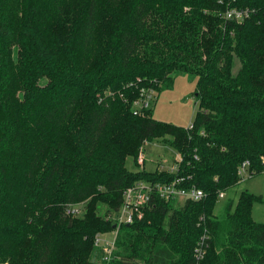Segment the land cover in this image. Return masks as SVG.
Returning a JSON list of instances; mask_svg holds the SVG:
<instances>
[{
  "label": "trees",
  "instance_id": "1",
  "mask_svg": "<svg viewBox=\"0 0 264 264\" xmlns=\"http://www.w3.org/2000/svg\"><path fill=\"white\" fill-rule=\"evenodd\" d=\"M232 6L252 11L226 20ZM180 73L197 78L190 129L134 112ZM160 138L178 171L126 167ZM245 160L264 172V0H0V264H264L262 194L215 216ZM189 175L203 198L156 197L103 258L125 189ZM81 201L83 216L65 213Z\"/></svg>",
  "mask_w": 264,
  "mask_h": 264
},
{
  "label": "rangeland",
  "instance_id": "2",
  "mask_svg": "<svg viewBox=\"0 0 264 264\" xmlns=\"http://www.w3.org/2000/svg\"><path fill=\"white\" fill-rule=\"evenodd\" d=\"M240 66V61L235 57L233 69L237 70ZM196 85L197 78H193L189 74L180 73L174 80V84L170 88L163 89L151 105L153 108V115L158 120H164L170 123H176L181 126L187 127L195 116L198 110L196 101ZM145 165L148 170H155L161 164L168 167L174 163L176 154L179 153L175 150L169 140L163 138L147 142L144 145ZM126 167L130 170H139L144 167L135 163L133 157H129L126 161ZM248 190L254 193H261L264 197V172L255 175L252 179L243 180L237 183L234 187L227 190L226 196L218 200L215 207V216L222 219L225 214V207L228 203L235 204L241 191ZM184 199H181L182 201ZM79 211L75 216H83L85 213V202H79ZM252 215L257 222L264 221V203L255 202L253 204ZM105 206L100 207L99 213L104 214ZM100 236L104 239L100 245L104 248V244L111 245L113 239L112 232H103ZM7 264V263H1Z\"/></svg>",
  "mask_w": 264,
  "mask_h": 264
},
{
  "label": "built area",
  "instance_id": "3",
  "mask_svg": "<svg viewBox=\"0 0 264 264\" xmlns=\"http://www.w3.org/2000/svg\"><path fill=\"white\" fill-rule=\"evenodd\" d=\"M252 10L250 8H242L237 6H232L227 8L224 11V18L226 20H235L237 22H243L247 17L251 14ZM157 98V92L152 89H144L141 96L134 100L133 107L135 113H143L144 109L151 108L154 103L153 100ZM193 126V121L187 126V128H191ZM144 145L139 148V155L137 158V162L140 166L145 165V155H144ZM182 157L176 160L172 165H168V167L163 164L158 167L159 170H168L171 173H175L179 170L178 163ZM264 163V160H263ZM250 165L248 160H245L240 164L238 168V178L239 182L247 179H252L253 170H250ZM191 180V176H177L172 181H145L138 180L131 187H128L123 192L124 201L122 205L117 209L115 214H110L108 217H111L114 221L116 229L113 231V239L111 241V245L107 246L104 244V259H111V252L115 247V238L118 233L119 226L121 224H131L135 220V218H143L144 217V209L152 203V201L156 197H163L166 200L170 199H184V200H200L206 194L204 191L199 188L195 183L187 184ZM219 199L225 197L226 194L224 191L219 193ZM79 203H72L66 206L65 213L72 216L79 214ZM206 236H202L200 241L198 242L194 254L197 259H201L205 254V239ZM103 238L97 235L95 243L100 245ZM197 264V263H196Z\"/></svg>",
  "mask_w": 264,
  "mask_h": 264
},
{
  "label": "crops",
  "instance_id": "4",
  "mask_svg": "<svg viewBox=\"0 0 264 264\" xmlns=\"http://www.w3.org/2000/svg\"><path fill=\"white\" fill-rule=\"evenodd\" d=\"M180 157H181V154H180V153L176 154V156H175V158H174V160H175L174 162H176V160L179 159ZM225 194H226V193H225ZM259 194H261V193H259Z\"/></svg>",
  "mask_w": 264,
  "mask_h": 264
},
{
  "label": "water",
  "instance_id": "5",
  "mask_svg": "<svg viewBox=\"0 0 264 264\" xmlns=\"http://www.w3.org/2000/svg\"><path fill=\"white\" fill-rule=\"evenodd\" d=\"M114 227H115V225H114Z\"/></svg>",
  "mask_w": 264,
  "mask_h": 264
}]
</instances>
